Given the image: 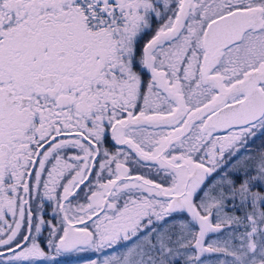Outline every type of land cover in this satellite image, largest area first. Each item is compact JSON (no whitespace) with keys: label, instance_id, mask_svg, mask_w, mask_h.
<instances>
[{"label":"snow or ice","instance_id":"obj_1","mask_svg":"<svg viewBox=\"0 0 264 264\" xmlns=\"http://www.w3.org/2000/svg\"><path fill=\"white\" fill-rule=\"evenodd\" d=\"M264 264V0H0V264Z\"/></svg>","mask_w":264,"mask_h":264},{"label":"trees","instance_id":"obj_2","mask_svg":"<svg viewBox=\"0 0 264 264\" xmlns=\"http://www.w3.org/2000/svg\"><path fill=\"white\" fill-rule=\"evenodd\" d=\"M84 254H65L62 255L60 259V264H83V261L80 259V257Z\"/></svg>","mask_w":264,"mask_h":264},{"label":"water","instance_id":"obj_3","mask_svg":"<svg viewBox=\"0 0 264 264\" xmlns=\"http://www.w3.org/2000/svg\"><path fill=\"white\" fill-rule=\"evenodd\" d=\"M68 254H71V253H68ZM76 254H79V253H76Z\"/></svg>","mask_w":264,"mask_h":264}]
</instances>
